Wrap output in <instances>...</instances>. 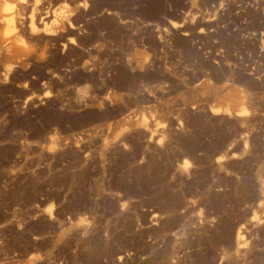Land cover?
<instances>
[{"label":"rangeland","instance_id":"rangeland-1","mask_svg":"<svg viewBox=\"0 0 264 264\" xmlns=\"http://www.w3.org/2000/svg\"><path fill=\"white\" fill-rule=\"evenodd\" d=\"M25 2L0 0V264H264V0Z\"/></svg>","mask_w":264,"mask_h":264},{"label":"bare ground","instance_id":"bare-ground-1","mask_svg":"<svg viewBox=\"0 0 264 264\" xmlns=\"http://www.w3.org/2000/svg\"><path fill=\"white\" fill-rule=\"evenodd\" d=\"M17 2H18V1H17ZM19 3H20L21 6H22V3H23V5H24V3H26V2H25V0H19ZM17 4H18V3H17ZM20 4H19V5H20ZM17 6H18V5H17ZM14 19H15V18H14Z\"/></svg>","mask_w":264,"mask_h":264}]
</instances>
